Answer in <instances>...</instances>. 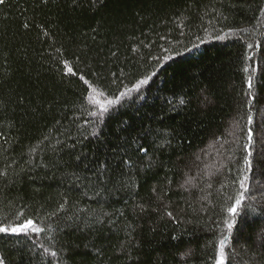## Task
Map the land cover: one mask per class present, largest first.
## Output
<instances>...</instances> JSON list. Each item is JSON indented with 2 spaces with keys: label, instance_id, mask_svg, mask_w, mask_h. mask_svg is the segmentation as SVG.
I'll return each mask as SVG.
<instances>
[{
  "label": "trees",
  "instance_id": "16d2710c",
  "mask_svg": "<svg viewBox=\"0 0 264 264\" xmlns=\"http://www.w3.org/2000/svg\"><path fill=\"white\" fill-rule=\"evenodd\" d=\"M260 7L264 0H105L96 8L76 7L73 0L47 4L7 0L0 5V169L18 174L15 183L0 182V221L7 218L6 223H16L23 212L46 228L31 239L0 234L5 264H213V249L221 233L228 234L223 223L217 227L213 221L228 217L223 209L232 201L227 197L239 187L232 181L245 167L247 128L238 133L234 145L223 148L226 167L211 178L196 177V188L183 183L198 167L196 156L215 140L223 141L231 120L244 117L243 127L249 112L253 123L248 127L254 132L249 174L254 199L250 197L238 209L237 228H243L240 221L264 218V146L260 143L264 86L257 84L250 107V98L244 95L252 68L256 69L254 82L264 69V27L257 24ZM25 22L28 30L23 28ZM230 31L238 35L216 39ZM63 60L112 95L127 91L145 76L152 78L100 123L83 106L80 81L62 78L63 65L58 61ZM180 99L185 100L183 105ZM147 127L176 134L170 137L169 147L155 151L159 163L152 173L134 177L139 187L107 202L83 184L77 186L70 174L79 169L35 166L41 159L44 164L53 159L50 148L40 150L49 142H62L57 147L63 150L55 156L61 165L75 164L80 153L88 160L104 159L124 137ZM94 131L98 138L91 136ZM76 141L80 142L75 149L63 147ZM151 144L149 138L145 146ZM229 148H234V155ZM32 149L37 151L30 155ZM82 174L90 172L84 169ZM153 186L160 190L166 208L134 216L132 207L137 202L152 200L153 209L160 202ZM206 195L207 201L202 199ZM61 204L64 210L58 212ZM165 210L175 219L164 215ZM101 212L109 213L105 223L90 231L64 228L60 219ZM127 225L135 228L131 236L141 242L139 248L129 247ZM244 231L247 241L230 239L229 264H264L258 251L259 225ZM50 238H60L63 250ZM40 244L58 251V258L43 255Z\"/></svg>",
  "mask_w": 264,
  "mask_h": 264
},
{
  "label": "snow or ice",
  "instance_id": "6c2138e0",
  "mask_svg": "<svg viewBox=\"0 0 264 264\" xmlns=\"http://www.w3.org/2000/svg\"><path fill=\"white\" fill-rule=\"evenodd\" d=\"M7 0H0V5H4ZM44 4L48 3V0H42ZM105 0H73V4L76 7H83L85 5H90L92 8H96L97 6H103ZM260 16L257 17V24L260 27H264V7L259 8ZM30 27L29 23L25 22L23 24V28L28 30ZM241 32H246L248 29H241ZM237 32L230 31L225 33L224 35H217V40H225L229 38V36H237ZM264 35V32L261 33ZM243 39V37H239ZM203 42V41H202ZM195 47H198L196 45ZM253 44H247V48H253ZM56 51H59L57 49ZM115 55V53H113ZM179 55V53H178ZM165 59H171V57H165ZM247 59H251V57H247ZM79 60V57H77ZM262 61H264V56H262ZM63 65V70L61 71L62 78L67 76L69 78L76 77L81 85L83 86L82 91V100L83 106L85 110L88 111V115L91 117H95L97 121L100 123L103 122V119L109 116L113 109H116L117 106H122V101L129 97L133 92H139L140 89L149 84L151 80V76H145L142 79L137 80V82L127 91L119 92L116 95H112L106 93L102 88L95 86L91 81H89L85 75L79 74L77 68H74L68 60L58 61ZM246 73L249 72L247 67L244 68ZM256 69L252 68L251 73L247 75L246 84L247 90L244 92L245 96H248L250 99L248 100L249 107L251 103L256 98L255 89L257 84L264 86V69L261 70L260 79L254 82V75ZM152 75H155L153 73ZM204 102H207V97H204ZM168 103L172 104V101H168ZM179 103L183 105L185 103L184 99H180ZM175 107V105H173ZM244 117H239L234 119L232 124L225 129L223 135V142L220 139H217L213 142L210 147L215 148L216 144L220 145V148L223 149L225 145L230 144L229 137L231 138V144H235L236 140L239 139L238 133L243 132L245 128H247V143L244 144L243 150L245 151L246 155L244 157V165L245 167L240 171L239 176L232 181L233 184H238L239 187L236 190L235 195H229L227 199L232 201L230 205H228L224 211L227 212L228 217L225 218L223 221H213L217 227L221 223H223L226 227L227 235L221 233L222 238L219 240L216 247L213 249L214 255L212 256L213 264H229V261L232 257L228 254L226 249L229 246L230 239H235L237 241L244 239L247 241L248 237L244 229L249 227L250 225L255 227L259 225L260 227V245L258 251H260V260L264 261V218L260 220H252L249 222L248 220L240 221L243 225V228H237V218L241 215L238 209L242 208L245 204V201L251 197V188H250V173L253 170V162L250 159L253 155V151L250 150L251 146L254 144V132L251 127L253 123V116L249 112L247 115V123L242 127L240 124V120H243ZM175 132L168 133L162 132L158 129H152L150 127L140 129L135 136L132 137H124L119 146L109 149L111 155L106 156L104 159H100L96 157L92 160H88L86 154L80 153L79 155L75 156V164H69L68 161H64L63 165L55 156L57 153L62 151V148H58L57 145H61L62 142L60 140L56 141V144H51L49 142L48 145H45L40 150L43 151L47 148H50L53 153V159L49 160L48 164H44L43 159H41V163L39 165H35L36 167H52V168H59L61 166L71 167L73 169H79L80 171H72L71 177L77 182V186L83 184L84 187L94 191L96 197H102L105 202L111 197L116 196L120 192L127 191L130 189H135L139 187L137 181L134 179L135 176H139L141 174L148 175L151 174L153 169L158 166V161L155 159V151L162 150L166 147H169L171 144L170 137L175 135ZM215 135V134H214ZM91 136L98 138V132H92ZM261 139L260 143L264 146V130L261 131ZM151 138L152 144L149 146H145L147 141ZM82 139H88L87 136H83ZM45 140H48V137H45ZM80 141L73 142L70 145H64V148L75 149L76 144ZM151 149V154H150ZM37 149L30 150V155L36 152ZM228 151H231L234 155V148H229ZM222 155V153H221ZM231 157H229L230 159ZM261 160L264 162V147L261 149ZM27 163L31 164L32 161L29 160ZM81 165H83V169H81ZM226 167V165L221 164L219 168L215 167L214 164L206 165V175L211 178L215 176L217 173L221 171V168ZM86 169L90 172V175L82 174L83 170ZM23 171V169L21 170ZM31 169H29V172ZM34 179V177H29ZM18 179V174L14 172H10L7 168L0 169V182L8 184V183H15ZM195 177L189 176L185 180V184L196 188L198 185L194 182ZM208 188L212 187V184L209 183L207 185ZM227 187V185H222V188ZM187 190V189H186ZM203 191V189H201ZM152 192L156 196V200L160 201L157 203L156 208H152V200L146 201L144 203L137 202L132 207L133 215L143 217L145 215H149L153 211H160L161 209H165L166 206L162 204V198L160 190L156 186H153ZM254 199V197H251ZM203 200H208V196L202 197ZM99 202V201H98ZM67 203V201H65ZM65 204H61L59 206V211H63ZM255 211V209H253ZM78 212H86L85 209H79ZM51 215H56L53 213ZM123 215V213H121ZM164 215L171 219H175L173 213L171 211H164ZM109 216L107 212H101L98 214H88L85 216H81L78 213H74L73 215H69L64 218H60L64 220V228H69L78 231H85V230H92L94 226L100 225L102 226L105 223L106 217ZM7 218L0 221V234L6 236H17V237H24L27 239H31L33 234H40L46 231L45 227H41L39 223L30 217L24 215L23 212H20L17 215L16 223H6ZM64 228H58V231H63ZM129 229V247H136L139 248L141 246L140 241H136L134 237L131 236V233L135 231L131 225H127ZM47 229H51V224L47 226ZM155 229H153L154 231ZM235 230V231H234ZM96 232L99 233L100 229L96 228ZM54 240L56 244H61L60 251L63 250V245L60 238H50ZM175 239V237H173ZM39 247L43 249V255L50 256L52 258H58V251L52 250L50 251L49 247H44L43 244H40ZM123 247V246H122ZM185 255H189V253H185ZM0 264H5V260L3 257H0ZM51 264V262H49Z\"/></svg>",
  "mask_w": 264,
  "mask_h": 264
},
{
  "label": "rangeland",
  "instance_id": "374dc122",
  "mask_svg": "<svg viewBox=\"0 0 264 264\" xmlns=\"http://www.w3.org/2000/svg\"><path fill=\"white\" fill-rule=\"evenodd\" d=\"M233 120L230 121L229 123V126L232 124ZM228 126V127H229ZM229 141H230V144H231V138L229 137L228 138ZM261 139V137H260ZM221 142H223L221 140ZM212 143H210L204 150H202L195 158L196 162H197V166L196 169H191L190 170V173H188V175L186 176L185 180L191 176V177H198V176H201V175H205L206 177H208L205 173L207 171L206 169V165L208 164H214L215 167L219 168L221 166V164H223L224 162V159H223V154H224V149H220V145L219 144H216L215 148L213 147H210V145H212ZM232 145V144H231ZM227 145H225L226 147ZM224 147V148H225ZM222 153V155H221ZM222 169V168H221ZM185 180H184V183H183V187H189L191 188L190 186L186 185L185 184ZM196 183V179L194 181ZM256 186V185H254Z\"/></svg>",
  "mask_w": 264,
  "mask_h": 264
}]
</instances>
